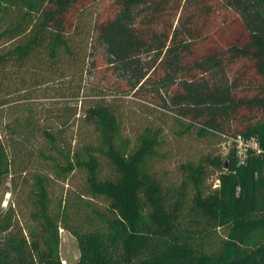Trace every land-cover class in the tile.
Segmentation results:
<instances>
[{"label":"trees","instance_id":"1","mask_svg":"<svg viewBox=\"0 0 264 264\" xmlns=\"http://www.w3.org/2000/svg\"><path fill=\"white\" fill-rule=\"evenodd\" d=\"M222 18L241 27V45L219 44ZM74 75L99 99L85 104ZM112 90L144 95L179 136L218 137L221 152L181 164L179 185L166 186L153 166L162 128L124 137ZM52 94L64 101L60 125L80 118L87 139L72 146L53 122L36 135L38 102ZM0 120V183L24 173L25 153L50 163L24 180L27 215L11 202L0 210V264H264V156L238 164L223 148L240 135L264 149V0H0ZM75 171L84 185L73 208L86 214L71 224L70 204L54 207L49 187ZM60 228L76 240V262L60 259Z\"/></svg>","mask_w":264,"mask_h":264},{"label":"rangeland","instance_id":"2","mask_svg":"<svg viewBox=\"0 0 264 264\" xmlns=\"http://www.w3.org/2000/svg\"><path fill=\"white\" fill-rule=\"evenodd\" d=\"M216 8L219 13L224 9L221 4H217ZM94 10V6L91 5L87 10L83 18L84 25L89 26L92 21V12ZM218 20L216 26L221 28L222 30V38L219 39V44L224 41L235 43L241 45L245 39V33L241 29L240 26L228 22H223ZM87 37L85 41H83L80 45L82 50L86 49ZM100 75V73L98 74ZM107 77L108 74L106 75ZM82 77V90L80 91V98L83 99L85 104H88L91 101H95L99 99L95 97L96 90L90 89L92 86V81L87 79L86 75ZM79 75L73 76L70 78V87H73L76 84V80L79 81L81 78ZM108 100L114 102V105H117L118 111L122 114V119L124 120L123 127V136L126 138L133 139L143 127L147 125H151L153 127L160 126L162 128L161 135V145L159 147L158 153L159 156L153 161V166L155 167V172L159 175V178L166 186H178L181 179L180 173V165L186 162H197L199 159H204L206 157H215L218 153L221 152V142L218 137H204L197 138L194 134H184L183 136H179L177 132H180V129L177 127V124L174 121V118L169 115V113H161L156 110L153 105L148 107L151 110H148L144 107L145 105V96H141V98H134L131 95H122L121 92H112L106 97ZM37 105V111L34 114L35 120L34 125L36 128V135L41 134V131L44 127L53 122L54 128H59V130L64 131L63 135L65 136V140L70 145H74L76 141L87 139L86 136L91 132L89 128L84 127L80 124V118L78 122H75L74 119L66 117L63 115L62 121H66L64 125H60V121L58 120V116L56 113V109H58V104L60 101L57 98L56 94H52L50 97L46 99L39 100ZM64 102V101H62ZM40 104V105H39ZM150 104V103H149ZM39 107V108H38ZM50 108L55 109V113L51 116L43 114L42 110H48ZM13 111V110H12ZM13 113V112H12ZM10 112V115L7 114L6 118L9 119L8 122H11L14 114ZM80 113V112H79ZM78 117V114H76ZM6 119V120H7ZM1 123V120H0ZM76 123V124H75ZM1 130V129H0ZM1 134V131H0ZM3 141V144L6 146V139L0 135ZM76 139V140H75ZM1 141V142H2ZM35 142L41 143L40 139H36ZM35 143L34 147H38ZM33 157V161L36 165H33L30 157ZM39 156L35 151L31 153H25L21 156V162L24 173L19 174L12 172V181H10V176L2 183H0V210L4 209L9 202L13 204V207L17 210H21V214L27 215L31 206V199L28 196L27 185L24 180L30 182V178L35 172H39V169L36 166L41 168H45L47 172L50 170L49 162H41L39 160ZM31 162V165H29ZM209 172H211V176L216 175V171L212 167H208ZM50 173V172H49ZM25 176V177H24ZM15 177V179H14ZM209 184V181L205 183ZM83 177L82 174L78 171L71 173L65 182L53 180L51 183L49 190L50 196L52 199V204L56 205L57 200L59 198H66L71 208L69 207L68 213H70L69 222L72 224L76 223V220H80L84 214H86L85 210H80L73 208L74 202L77 201V195L81 193L83 188ZM187 195H190V189H186ZM83 201H89L87 197L84 198ZM4 203L5 206L3 205ZM95 207H98L102 211H105V207L103 205H97L95 201H93ZM25 219V218H24ZM218 233L222 236L223 231L221 229L218 230ZM59 255L60 259L66 263L76 262L79 258V249L76 243L75 238L69 234L66 230L60 228L59 229Z\"/></svg>","mask_w":264,"mask_h":264},{"label":"built area","instance_id":"3","mask_svg":"<svg viewBox=\"0 0 264 264\" xmlns=\"http://www.w3.org/2000/svg\"><path fill=\"white\" fill-rule=\"evenodd\" d=\"M224 154H227L228 148L233 149L238 164H243L249 155L255 154L264 156V149L261 148L254 138H244L240 135L230 138L224 144ZM218 184V182H215ZM214 184V187L216 186ZM6 203L3 205L5 206Z\"/></svg>","mask_w":264,"mask_h":264},{"label":"water","instance_id":"4","mask_svg":"<svg viewBox=\"0 0 264 264\" xmlns=\"http://www.w3.org/2000/svg\"><path fill=\"white\" fill-rule=\"evenodd\" d=\"M225 167H226V165H225Z\"/></svg>","mask_w":264,"mask_h":264}]
</instances>
